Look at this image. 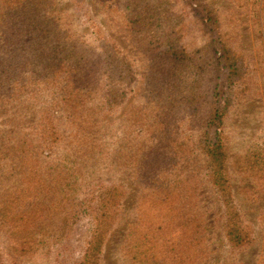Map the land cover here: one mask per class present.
Wrapping results in <instances>:
<instances>
[{"label": "rangeland", "instance_id": "1", "mask_svg": "<svg viewBox=\"0 0 264 264\" xmlns=\"http://www.w3.org/2000/svg\"><path fill=\"white\" fill-rule=\"evenodd\" d=\"M160 10L158 16L167 18L160 27L169 25L166 34L175 47L191 52L219 42L218 48L230 50L224 54L228 63L240 65V82L234 90H226V68L218 63L217 68L211 48L186 63L179 82L183 100L170 103L162 100L163 93L149 98L147 75L154 67L122 29L112 4L52 0L50 12L59 18L62 29H70L72 38L96 52L101 45L109 46L106 41L116 42L121 71L127 63L132 81L122 78L129 85L117 102L103 100L98 90L67 102L62 74L49 81L25 80L26 85L18 86L14 94L8 73L0 76L5 85L0 87V127L2 110L19 109L18 116L8 120L9 128H0V133L8 134L10 142L26 137L40 144L38 151L49 174L44 177L62 185L58 208L67 223L61 240L35 245L24 253L14 250L19 247L0 227V264H82L88 241L96 245L94 255L101 250L98 264H131L122 242L133 237L130 228L136 229L142 221L141 214L151 203L149 192L163 180L176 188L180 214H202L205 209L211 264H264V49L259 42L264 28L236 0H167ZM10 56L0 55L4 69ZM96 57L101 63L93 78L99 87L105 86L103 55ZM17 72L21 79L23 72ZM217 74L222 77L218 105L224 107V115L217 130L205 129ZM16 94L17 98L10 97ZM76 102L82 103L77 110ZM160 116L168 122L164 137L156 133ZM20 117L25 122L19 125ZM82 134L79 144L77 137ZM213 150L222 156H212ZM215 177L231 187L227 196L233 199V208L228 212L243 223L248 235L243 244L221 238L219 224L228 214L218 201ZM96 224L100 228L94 232Z\"/></svg>", "mask_w": 264, "mask_h": 264}, {"label": "trees", "instance_id": "2", "mask_svg": "<svg viewBox=\"0 0 264 264\" xmlns=\"http://www.w3.org/2000/svg\"><path fill=\"white\" fill-rule=\"evenodd\" d=\"M103 1L112 4L116 9L122 29L131 35V41L140 54L149 59L154 67L150 70V75H147L151 80L147 83L149 98H155L159 96L158 93H163L162 100L165 98L170 103L183 100L179 82L182 80L183 71L186 70V63L192 61L196 54L211 48L213 49L210 53L215 55L213 58L215 65L222 64V67L226 68L223 72L228 84L226 90H234L235 84L240 82L238 77L240 72L237 70L240 69V65L236 66L233 60L228 63L229 58L224 57V54H228L230 50L223 46L218 48L219 42L215 45L213 41L208 42L191 52L174 46L171 36L166 34L169 32V25L164 24L165 26L160 27L167 18L158 16L162 3L167 0ZM236 1L238 7L251 12L254 21L261 23L264 28V0ZM51 7L52 0H0V55L11 54L6 69L3 67L6 63L0 64V76L8 73L7 82L13 86L12 94L16 93L15 90L21 84L26 85L25 80L49 81L62 74L66 80L64 88L67 102L82 97L88 98L95 90L102 92L103 100L117 102L126 94L125 87L129 85V81L123 82L122 78L131 80V73L129 74L126 61L121 71V54L116 42L106 41L109 46L101 45L100 52H96L94 48L72 38L70 29H62L59 18L50 12ZM259 42L264 45V36ZM262 45L261 50L264 49ZM97 54L103 55V73L106 81L105 86L100 87L95 80L98 74L96 67L101 63L96 57ZM216 54L220 56L216 57ZM17 70L23 72L21 79ZM189 75L190 73L186 79ZM236 77L237 79H234ZM121 81L123 83H120ZM221 81V74H217L211 96L213 106L206 119L205 129L214 126L217 130L222 123L224 107L218 105ZM4 86V82H0V87ZM188 90L190 88H186V91ZM17 96L18 94L10 97L14 99ZM80 102H76L75 110L82 104ZM18 110L14 106L2 110L0 128L8 129V120H14V116H18L15 114ZM158 118L161 121L156 133L164 137L168 122L163 119L164 117ZM20 122L25 120L21 121L20 117L17 124L20 125ZM9 138L5 132L0 133V227L7 230L12 243L19 247L14 250H20L22 253L31 252L35 245H46L64 237L63 230L67 223L65 215L58 208L61 202L57 194L62 185L59 186L55 180L48 181L44 177L49 174L45 161L41 158V152L38 151L40 144H32V140L26 137L15 142L8 141ZM83 139L84 134L77 137L79 144H83ZM53 141L55 142V138ZM211 155L221 153L217 154L213 150ZM220 180L221 177H215V185L219 186L221 197L218 201L228 214L224 222L219 224L221 238L240 245L248 240V235L244 231L243 223L236 215L228 212L233 208V199L227 196L231 187L225 182V185L218 182ZM149 194L151 203L143 210L142 221L136 229L130 228L128 234L131 231L135 232L133 237L122 242L124 245L122 251L126 259L131 264H211L209 260L211 251H207L211 234L208 232L205 209L202 208L204 210L202 214H180L175 196L178 192L165 180L157 184ZM149 194L146 197H149ZM57 224L60 225L56 226ZM53 225L57 227L56 230L49 229ZM99 228L100 225L96 224L93 231L96 232ZM94 246L96 247L93 242H87L83 254L85 260H82V264H98L101 250L98 249L99 254L94 255Z\"/></svg>", "mask_w": 264, "mask_h": 264}]
</instances>
